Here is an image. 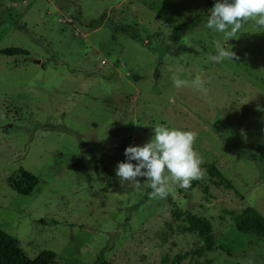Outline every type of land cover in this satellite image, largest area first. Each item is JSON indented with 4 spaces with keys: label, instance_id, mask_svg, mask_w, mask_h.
I'll return each mask as SVG.
<instances>
[{
    "label": "rangeland",
    "instance_id": "1",
    "mask_svg": "<svg viewBox=\"0 0 264 264\" xmlns=\"http://www.w3.org/2000/svg\"><path fill=\"white\" fill-rule=\"evenodd\" d=\"M215 2L0 0V227L29 257L174 264L203 244L181 210L209 220L216 243L182 264H264V236L228 214L264 216V28L252 20L224 41L206 26ZM216 39L239 59L211 62ZM157 124L197 131L204 157V177L166 199L150 198L144 178L137 189L116 176L125 148L149 142ZM21 168L38 179L27 195L13 186Z\"/></svg>",
    "mask_w": 264,
    "mask_h": 264
},
{
    "label": "clouds",
    "instance_id": "2",
    "mask_svg": "<svg viewBox=\"0 0 264 264\" xmlns=\"http://www.w3.org/2000/svg\"><path fill=\"white\" fill-rule=\"evenodd\" d=\"M252 20L256 26L264 28V0H216L206 26L213 32L222 33L223 40L228 42ZM213 44L216 54L209 56L211 62L219 64L224 60L239 59L234 51L223 46L221 40L216 39ZM172 80L177 89L188 83L175 75ZM193 84L203 88L204 81L199 73ZM153 129L154 136L149 142L125 148L127 159L117 164L116 176L121 183L131 182L137 189L141 187L140 178H144L148 181L145 186L152 189L150 198L166 199L174 185L187 190L193 180L204 177V157L194 147L199 139L197 131L160 124Z\"/></svg>",
    "mask_w": 264,
    "mask_h": 264
},
{
    "label": "trees",
    "instance_id": "3",
    "mask_svg": "<svg viewBox=\"0 0 264 264\" xmlns=\"http://www.w3.org/2000/svg\"><path fill=\"white\" fill-rule=\"evenodd\" d=\"M212 0H208L210 5ZM203 15H196L186 22L175 25L172 29V39H179L185 35L189 30L195 27L201 20ZM2 53L7 55H13L19 53L17 48H5L1 50ZM208 172L211 177L217 176L221 178L224 187L232 188V184L227 180L222 173L214 166L208 168ZM221 182H216L220 184ZM197 183V180L192 181L191 187ZM38 184V179L24 170L20 169V181L14 183V188L21 194L27 195L31 193L32 189ZM178 216H184L187 221L186 230L194 231L202 239L203 244L188 250L182 254H177L173 258L174 264H182V261L189 256H198L206 250H212L215 248V239L212 232L211 222L204 219L197 214L191 212H183L181 210L176 211ZM235 226L238 230L244 233H253L258 236H264V216L252 206H247L240 211H228ZM0 264H55L54 253L52 251L41 252L36 257H29L18 245L16 239L12 238L0 227ZM97 264H113L109 261H99Z\"/></svg>",
    "mask_w": 264,
    "mask_h": 264
}]
</instances>
